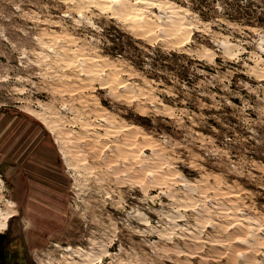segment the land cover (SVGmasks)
<instances>
[{"label": "rangeland", "instance_id": "obj_1", "mask_svg": "<svg viewBox=\"0 0 264 264\" xmlns=\"http://www.w3.org/2000/svg\"><path fill=\"white\" fill-rule=\"evenodd\" d=\"M99 1L0 0V234L28 264H264V0Z\"/></svg>", "mask_w": 264, "mask_h": 264}, {"label": "flooded vegetation", "instance_id": "obj_2", "mask_svg": "<svg viewBox=\"0 0 264 264\" xmlns=\"http://www.w3.org/2000/svg\"><path fill=\"white\" fill-rule=\"evenodd\" d=\"M28 199L30 198L28 197ZM16 242L17 241L11 239L9 235L3 233L0 234V264H23L24 262V264H28V262L26 261L28 256L25 253L23 256L25 261H20L21 255L19 254L18 250V248L20 249V246L18 245V247H16ZM14 243L15 246H12L14 245ZM10 251L12 252V259L9 256ZM21 252L23 254V249L21 250Z\"/></svg>", "mask_w": 264, "mask_h": 264}, {"label": "crops", "instance_id": "obj_3", "mask_svg": "<svg viewBox=\"0 0 264 264\" xmlns=\"http://www.w3.org/2000/svg\"><path fill=\"white\" fill-rule=\"evenodd\" d=\"M12 128H13V122L0 119V151H2V149L6 150V151H7V149L12 150V146H13V142L11 140ZM34 147H36V148L33 150ZM33 148H32L33 151L30 152V155L27 154V156H40V154L38 152V151H40L38 149V144L34 145ZM10 156L12 158H14L15 161H17L15 159L16 158L15 155L12 154ZM13 156H15V157H13ZM21 156H26V155L21 154ZM41 156H43V155H41ZM18 164L20 165L22 163L19 162Z\"/></svg>", "mask_w": 264, "mask_h": 264}, {"label": "bare ground", "instance_id": "obj_4", "mask_svg": "<svg viewBox=\"0 0 264 264\" xmlns=\"http://www.w3.org/2000/svg\"><path fill=\"white\" fill-rule=\"evenodd\" d=\"M100 2H103L104 4H113L114 6H121V5H123L125 2H127V0H101V1H99V3ZM140 1L139 0H136L135 1V5H137L138 3H139ZM104 4H102V5H104ZM112 6V5H111ZM14 215L13 214H9L8 216H4V218L2 219V220H0V230L2 229H6V227H7V223H6V220H7V218L8 219H10L11 217H13ZM64 248V247H63ZM64 251H66V252H75V253H77V254H80V255H82L84 252H85V250L82 248V247H80V246H78V247H76V248H74V247H72V246H67L65 249H64ZM95 260H93V261H88L87 262V264H95Z\"/></svg>", "mask_w": 264, "mask_h": 264}, {"label": "trees", "instance_id": "obj_5", "mask_svg": "<svg viewBox=\"0 0 264 264\" xmlns=\"http://www.w3.org/2000/svg\"><path fill=\"white\" fill-rule=\"evenodd\" d=\"M235 14L231 17H229V20L232 22H240V19H245L246 23L250 24L251 20L253 19V14L251 12H249V10H245L242 8L239 9H234ZM256 21L262 25L261 23H263V20L261 17H257Z\"/></svg>", "mask_w": 264, "mask_h": 264}]
</instances>
